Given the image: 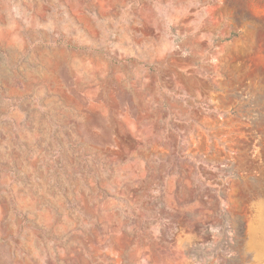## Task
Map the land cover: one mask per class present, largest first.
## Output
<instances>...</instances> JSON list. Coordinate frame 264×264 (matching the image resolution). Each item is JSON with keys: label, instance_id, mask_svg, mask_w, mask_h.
Segmentation results:
<instances>
[{"label": "rangeland", "instance_id": "rangeland-1", "mask_svg": "<svg viewBox=\"0 0 264 264\" xmlns=\"http://www.w3.org/2000/svg\"><path fill=\"white\" fill-rule=\"evenodd\" d=\"M264 0H0V264H264Z\"/></svg>", "mask_w": 264, "mask_h": 264}, {"label": "crops", "instance_id": "crops-1", "mask_svg": "<svg viewBox=\"0 0 264 264\" xmlns=\"http://www.w3.org/2000/svg\"><path fill=\"white\" fill-rule=\"evenodd\" d=\"M245 248L251 255L258 259L264 258V223L258 221V225H252V213L246 220L245 226Z\"/></svg>", "mask_w": 264, "mask_h": 264}]
</instances>
